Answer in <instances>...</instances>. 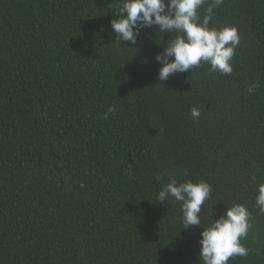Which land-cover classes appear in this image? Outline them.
Listing matches in <instances>:
<instances>
[{
    "label": "trees",
    "instance_id": "obj_1",
    "mask_svg": "<svg viewBox=\"0 0 264 264\" xmlns=\"http://www.w3.org/2000/svg\"><path fill=\"white\" fill-rule=\"evenodd\" d=\"M119 3L0 0V264H199L203 226L154 201L173 178L211 185L205 227L245 205L249 251L228 264H264V0L213 8L209 26L240 36L231 74L202 62L163 82L176 33L120 45Z\"/></svg>",
    "mask_w": 264,
    "mask_h": 264
},
{
    "label": "clouds",
    "instance_id": "obj_2",
    "mask_svg": "<svg viewBox=\"0 0 264 264\" xmlns=\"http://www.w3.org/2000/svg\"><path fill=\"white\" fill-rule=\"evenodd\" d=\"M221 2L214 0L201 20L199 9L205 0H120L119 15L111 20V30L120 45L121 41L136 45L141 32L152 26L165 34L176 33L174 38L162 44V51L155 55V60L161 65L159 81L198 67L202 62L210 64L212 71L231 74L233 66L230 61L240 43L238 29L234 25L209 26L213 8ZM254 87L250 86L248 91L252 92ZM112 111L114 108L110 107L105 118ZM200 115L198 108L191 109L193 119L198 120ZM211 190V185L203 180L178 182L173 178L159 190L154 201L174 199L180 202L182 229L203 226L199 264H228L231 257L248 254L249 250L241 243V238L247 235L250 214L245 205L234 204L205 227L200 213ZM257 193L256 205L264 213V183L258 185Z\"/></svg>",
    "mask_w": 264,
    "mask_h": 264
}]
</instances>
